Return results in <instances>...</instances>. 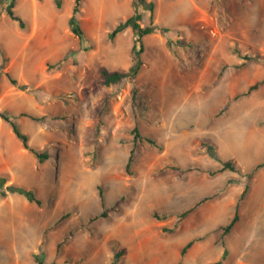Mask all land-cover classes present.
I'll list each match as a JSON object with an SVG mask.
<instances>
[{"label": "rangeland", "instance_id": "obj_1", "mask_svg": "<svg viewBox=\"0 0 264 264\" xmlns=\"http://www.w3.org/2000/svg\"><path fill=\"white\" fill-rule=\"evenodd\" d=\"M9 1L0 0V110L42 117L15 119L49 157L10 156L20 164L13 181L41 204L18 192L21 202L0 199V264H38L35 256L44 264H208L224 247L222 264H264V169L223 238L251 179L210 174L220 167L215 153L242 172L264 160V82L244 93L264 78V0H152L153 24L168 30L145 35L137 75L110 86L101 69L131 65V29L109 32L132 13V0H82L77 19L88 40L69 29L74 0L60 8L15 0L24 28L6 14ZM139 10L148 24L150 11ZM134 126L142 139L126 168ZM11 136L0 141L18 149Z\"/></svg>", "mask_w": 264, "mask_h": 264}, {"label": "trees", "instance_id": "obj_2", "mask_svg": "<svg viewBox=\"0 0 264 264\" xmlns=\"http://www.w3.org/2000/svg\"><path fill=\"white\" fill-rule=\"evenodd\" d=\"M53 1H54V4L57 8L61 7V0H53ZM81 1L82 0H74L73 1L72 11H71L70 16L68 17L67 23H68L70 31L74 35H76L79 39H87V37H86L78 19H77V13L80 10ZM14 5H15V0H10L9 3L7 4V6L5 7V12L9 18L17 21L20 28H24V26H25L24 20L14 12V10H13ZM131 5H132V13L129 16H127L126 18L119 20L118 23L115 25V27L109 32V36L111 38H114L116 36V34L120 33L124 29H126V28L131 29V32L133 35L132 44H131V47L129 50L130 57H131V65H130L128 71H126V72H122V71H110L109 72L105 68H102L101 74L103 77V82L106 86L117 84L122 79H124L126 77L134 78L137 75V73L139 72L140 67L142 65L141 54L144 50L143 37L145 35L153 33L157 29L160 31H167L168 30V28H166V27H163V26L159 27V26L153 24L152 13L154 11V2L152 0H132ZM139 6H142L144 9H147L150 11L151 15L149 16L150 21L148 24L144 23L143 18H142L143 13L139 10ZM6 75L13 84L17 83L16 80L14 78H12L9 73H7ZM263 82H264V78H262L261 80L255 81L253 84L248 86L247 90L244 93H249L250 91L256 89ZM19 87L22 88L23 85H20ZM244 93H239V94H236L235 96H233L231 98H228L227 103L237 99L238 97H240ZM135 95H136V88H135V86H132L131 87V95H130L132 100L135 99ZM19 116H27V117L31 118L32 120H35V121H38L42 118V117H38L35 115L28 114L26 112H20L18 114H14V113H11L10 111L6 110V109L0 110V118L3 121L9 123V125L12 128V131L17 136V138L21 141L22 146L25 149H27L28 151H30L31 153H33V155L37 158L38 162H40V163L44 162L49 157L48 152L46 150L37 149L36 147L29 144L28 135L21 130L19 123L15 119L16 117H19ZM132 134H133L132 142L134 145L129 150L126 168H128L130 166V164L133 162L134 147H135L136 141L138 139H142L137 126H134V128L132 129ZM145 140L148 141L149 143H154L153 139L150 137L145 138ZM213 157L215 158V160H217L220 163V167L215 169V171H211L210 174H213L216 172H221L224 170H231V171L239 172L241 175H244L247 180H250L254 177L255 173L259 169L264 168V160H263V161L256 163L251 169H249L245 172H242L235 166V164L232 160H223L217 153L213 154ZM7 180H8V178L6 175H0V195L2 197L6 196L8 193L18 192V193H22L23 195H25V197L28 199V201L35 202L38 205L41 204V200L36 196V194L31 189L25 188L23 186H18L15 184H8L3 189L2 186L4 185L5 182H7ZM228 182L229 183H237L238 180L237 181L236 180H229ZM249 186H250V182L246 181L243 185L242 191L239 193V195L237 196L236 201L234 203L233 215L231 216L229 221L221 227V230H222L221 235H220L221 238H223L226 234H228L231 231V229L234 227L236 222L239 220V217H240L239 208H240L243 200L246 197V194L249 190ZM97 190H98V196L101 200V203H102V205H104L103 204V191L101 190L100 187H97ZM205 199L206 198L201 199L198 203L204 201ZM192 209H193V207L183 211L179 216L182 217V216L186 215L187 213L192 211ZM106 215H107V210H105V209H103L99 214V216H101V217H104ZM153 215L156 219L165 218V215L161 216V215H158L157 213H154ZM96 217L97 216H94L93 218H90V219H95ZM65 240H66V236L60 242H58V247L61 246L65 242ZM192 242H193V239L187 241L181 247L180 256L184 255L186 250L191 246ZM227 253H228V250L226 247H224L220 259H218L214 262L208 263V264H222L224 259L226 258ZM119 256H120V253H115L114 259H116ZM35 260L37 261L38 264H44L43 260L38 256H35ZM110 264H112V263H110ZM177 264H179V263H177Z\"/></svg>", "mask_w": 264, "mask_h": 264}, {"label": "crops", "instance_id": "obj_3", "mask_svg": "<svg viewBox=\"0 0 264 264\" xmlns=\"http://www.w3.org/2000/svg\"><path fill=\"white\" fill-rule=\"evenodd\" d=\"M7 110V109H6ZM20 113L19 112H14V114H18ZM21 117V116H19ZM27 117V116H26ZM5 121H3L1 118H0V139L2 136H5V135H8L9 138H11L14 134V132L12 131V128L11 126L9 125V123H7L9 125L6 126L4 124ZM21 128V127H20ZM22 130V129H21ZM23 131V130H22ZM12 132V133H11ZM24 132V131H23ZM14 136L17 138V136L14 134ZM18 139V138H17ZM19 140V139H18ZM20 141V140H19ZM27 149H25L23 146H22V143L20 141V147L18 149H14L12 147H10V145L8 143H5V142H2L0 141V175H6L8 180L7 182L11 183V184H15V182L13 181V175H14V169L13 167H20V164H17L16 162H14L13 160L10 159V156L11 155H21V154H26L27 153ZM30 152V151H28ZM31 153V152H30ZM33 154V153H32ZM36 158V157H35ZM37 160V158H36ZM38 161V160H37ZM261 169H264V168H261ZM260 170V169H259ZM258 170V171H259ZM252 180L250 181V186H249V190L246 194V197L245 199L243 200L239 210H242V207L244 205H246V203L248 202L249 198H250V195H251V184H252ZM15 185H18V184H15ZM19 186V185H18ZM243 189V186L242 188ZM242 191V190H241ZM12 196H14L15 198L13 199H18L20 202L22 201V199L20 198L19 195L16 194V192H13V193H8L6 196L2 197L0 195V199L1 201H6V200H9V199H12ZM27 199V198H26ZM28 200V199H27ZM240 219V218H239ZM239 221V220H238ZM237 221V222H238ZM236 222V223H237ZM238 247V246H237Z\"/></svg>", "mask_w": 264, "mask_h": 264}, {"label": "bare ground", "instance_id": "obj_4", "mask_svg": "<svg viewBox=\"0 0 264 264\" xmlns=\"http://www.w3.org/2000/svg\"><path fill=\"white\" fill-rule=\"evenodd\" d=\"M159 198H161V197H159ZM124 230V229H123ZM119 231V230H118ZM124 232V231H123Z\"/></svg>", "mask_w": 264, "mask_h": 264}]
</instances>
